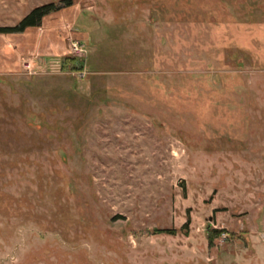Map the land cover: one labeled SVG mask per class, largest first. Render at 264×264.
<instances>
[{
    "label": "rangeland",
    "instance_id": "obj_1",
    "mask_svg": "<svg viewBox=\"0 0 264 264\" xmlns=\"http://www.w3.org/2000/svg\"><path fill=\"white\" fill-rule=\"evenodd\" d=\"M69 1L0 34V264H264V0Z\"/></svg>",
    "mask_w": 264,
    "mask_h": 264
},
{
    "label": "trees",
    "instance_id": "obj_2",
    "mask_svg": "<svg viewBox=\"0 0 264 264\" xmlns=\"http://www.w3.org/2000/svg\"><path fill=\"white\" fill-rule=\"evenodd\" d=\"M71 6L69 0H63L59 4H45L31 10L17 25L13 27H1L0 34L3 35H12V34H21L28 29L38 28L41 26L42 20L61 9L68 8ZM166 234H173L170 231H163Z\"/></svg>",
    "mask_w": 264,
    "mask_h": 264
},
{
    "label": "crops",
    "instance_id": "obj_3",
    "mask_svg": "<svg viewBox=\"0 0 264 264\" xmlns=\"http://www.w3.org/2000/svg\"><path fill=\"white\" fill-rule=\"evenodd\" d=\"M211 211H212V214H215V213H216V214H220V212H218V209H213V208H212Z\"/></svg>",
    "mask_w": 264,
    "mask_h": 264
}]
</instances>
